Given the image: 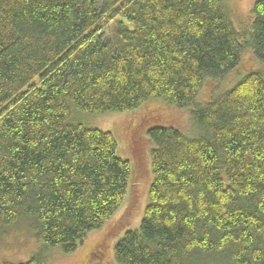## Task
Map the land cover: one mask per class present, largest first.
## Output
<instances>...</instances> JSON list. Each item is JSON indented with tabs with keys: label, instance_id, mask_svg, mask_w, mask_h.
<instances>
[{
	"label": "trees",
	"instance_id": "1",
	"mask_svg": "<svg viewBox=\"0 0 264 264\" xmlns=\"http://www.w3.org/2000/svg\"><path fill=\"white\" fill-rule=\"evenodd\" d=\"M225 0H0V237L26 224L44 250L71 254L122 207L134 164L85 115L159 101L191 111L193 133L147 131L152 181L117 264H264V75L206 103L202 89L245 49L264 66V0L245 39ZM114 23L111 37L103 28Z\"/></svg>",
	"mask_w": 264,
	"mask_h": 264
},
{
	"label": "rangeland",
	"instance_id": "2",
	"mask_svg": "<svg viewBox=\"0 0 264 264\" xmlns=\"http://www.w3.org/2000/svg\"><path fill=\"white\" fill-rule=\"evenodd\" d=\"M255 0H225V9L240 38L249 34L251 7ZM114 23L103 28L109 39ZM261 72L264 66L255 60L250 49H245L239 67L220 82H211L199 93L195 107L206 103L214 93L224 92L251 72ZM194 107V105H193ZM193 107L174 109L159 101H151L124 113L82 116L81 124L90 129L111 133L117 142V155L134 164L136 179L131 183L122 207L100 230L87 235L84 242L71 254L52 250L46 254L47 264H117L113 248L124 230L138 229L148 203V192L152 181L150 171V148L147 131L156 126L173 127L186 135L193 132L190 120ZM192 132V133H191ZM123 231V233H121ZM44 250L29 227L22 223L7 230L0 237V264H24ZM199 264H225L223 260L210 257Z\"/></svg>",
	"mask_w": 264,
	"mask_h": 264
}]
</instances>
